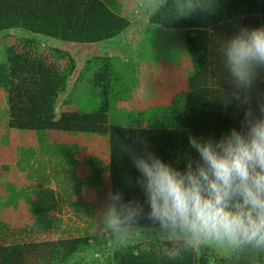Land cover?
Returning a JSON list of instances; mask_svg holds the SVG:
<instances>
[{
    "label": "trees",
    "instance_id": "trees-1",
    "mask_svg": "<svg viewBox=\"0 0 264 264\" xmlns=\"http://www.w3.org/2000/svg\"><path fill=\"white\" fill-rule=\"evenodd\" d=\"M209 2L207 11L188 17L173 16L167 6L155 15H147L150 23L185 29L189 58L185 77L173 78L159 94L155 86L144 93L143 84L139 85L142 77L133 76L132 69L123 68L111 55L88 56L65 91L75 67L73 55L61 46L11 31L21 27L75 42L110 38L128 25L117 0H0V30L6 31L2 36L4 59L0 61V89L6 100L0 154L12 149L17 130L33 131L37 137L48 131L103 135L109 194L119 192L126 202L139 201L147 213L148 204L136 183L139 172L126 149L141 153L146 146L163 161L183 170L189 153L198 158L189 145V135L219 139L230 129H239L243 120V108L235 103L225 107L222 100V90H228L229 84L220 45L240 27L264 26V0ZM86 73L90 91L100 96L98 102L90 110L70 107V94L79 90L78 80ZM252 97L254 108L258 97L264 99V71L258 75ZM60 146L66 148L63 156L67 162L77 163L72 154L79 145ZM70 175L73 177V171ZM22 198L27 201L26 196ZM41 201L38 196L29 202L31 227H40L46 220L42 214L50 205ZM8 203L6 197L0 200V230L10 229L3 213ZM137 226L153 225L142 219ZM23 228L17 234L11 231L9 240H0V264H73L67 262L69 256L80 251L86 241L79 235L27 239ZM105 264H264V252L245 250L219 255L208 246L182 248L166 239H147L120 244Z\"/></svg>",
    "mask_w": 264,
    "mask_h": 264
},
{
    "label": "clouds",
    "instance_id": "clouds-1",
    "mask_svg": "<svg viewBox=\"0 0 264 264\" xmlns=\"http://www.w3.org/2000/svg\"><path fill=\"white\" fill-rule=\"evenodd\" d=\"M175 17L207 11L209 0H152L149 17L165 7ZM228 90H222L227 107L243 108L240 128L219 139L189 135L191 157L183 170L155 153L128 148L139 172L148 211L139 201H124L109 194L101 214L107 231L123 240L140 220L147 219L164 238L182 248L215 246L231 251L264 252V99L253 107L252 89L264 71V26L240 27L220 45Z\"/></svg>",
    "mask_w": 264,
    "mask_h": 264
},
{
    "label": "rangeland",
    "instance_id": "rangeland-1",
    "mask_svg": "<svg viewBox=\"0 0 264 264\" xmlns=\"http://www.w3.org/2000/svg\"><path fill=\"white\" fill-rule=\"evenodd\" d=\"M122 1H124L121 4L124 8L122 12L125 13L122 14L128 19V25L110 38L75 42L60 40L21 27H15L11 31L19 35L32 36L44 44L52 43L61 46L73 55L75 67L67 80L65 91L77 78L88 56L111 55L123 68L127 66L132 69L133 76L142 77V83L139 85L143 84L144 93H149L148 91L155 86L154 91L161 94L173 78L185 77L188 68L186 64H189L184 44L185 29L165 28L150 23L147 15L152 10V0ZM4 33H6L5 30H0V61L4 59L2 45ZM86 75L87 73L83 74V77L78 80L79 90L72 91L70 94V107L90 110L97 104L100 96H97L96 91H90L92 87ZM58 103L55 107L56 111H58ZM5 118L6 100L4 92L0 89V131ZM16 133V141L12 149L8 152L3 151V155L0 154V165L6 166L0 167V200L6 197V201H9L8 205L3 207V213L8 217L10 227V229L0 230L1 241L9 240L13 236L11 231L15 234L21 232L22 226L25 228L23 234L28 237L27 239H55L79 235L86 237L83 248L71 254L67 262L105 264L113 250L120 244L147 239L152 241L165 239L155 226H136L123 240L117 239L106 230L100 217L109 203V179L104 164L107 143L103 135L94 136V138L89 134H76L75 139L81 138L80 141L83 144L80 152L75 155L77 158H74L77 163L73 161L70 166L59 165L60 169L56 165L60 170L57 171L53 166L56 156L50 155L49 149L45 150V144L54 143L57 138L62 139L65 135L57 131L47 132L41 137L26 130L19 132L17 130ZM2 134L5 135L4 131ZM68 137L70 136L66 135V139ZM39 139H42L41 143ZM30 150L32 153L29 154ZM70 167L78 172L76 177L70 176ZM43 169L48 171L47 174L43 172ZM92 185H97V190ZM42 191L44 192L41 193ZM18 196H26L27 201H23L24 204H17ZM38 196L49 205H53V201L58 202V208L46 209V213L42 214L46 219L43 220V224L37 227L32 223L31 227L29 225L33 214H30L32 207L29 206V202ZM208 247L219 255L232 252L220 247Z\"/></svg>",
    "mask_w": 264,
    "mask_h": 264
},
{
    "label": "crops",
    "instance_id": "crops-1",
    "mask_svg": "<svg viewBox=\"0 0 264 264\" xmlns=\"http://www.w3.org/2000/svg\"><path fill=\"white\" fill-rule=\"evenodd\" d=\"M118 2H120L121 4H123L124 3V1H122V0H117ZM129 0H125V2H128ZM122 9H124V8H122L121 7V12L123 11ZM152 11V10H151ZM150 11V12H151ZM122 13H124V12H122ZM125 14V13H124ZM19 132V131H18ZM33 132V131H32ZM58 133H62V135H65V137H63L62 136V139H59V138H57L56 136H55V138H57L56 139V141L54 142V143H50V142H48V144H45V150L46 151H48V149L50 150V151H48V153L50 154V155H55L56 157V159H54V169L55 170H57V171H60L59 169L61 168V166H63L64 164L65 165H67V166H70L71 164H72V162H67V159H66V156H63L64 155V153L66 152V148H65V150H63L64 148H61V146H60V144H62V143H64V144H67V145H69L70 146V144L71 143H75L77 146L79 145V146H82L83 144L81 143V141H80V139L81 138H78V140L77 139H75V135H76V133H74V134H71V133H65V132H59V131H57ZM35 133V132H34ZM48 133H50V131H48ZM15 134H17L16 132H15ZM66 135H68V136H70V137H68V139H66ZM92 137H94V135H91ZM72 138H74V139H72ZM95 138V137H94ZM31 142V141H30ZM45 142H46V140H45ZM78 146V148H77V152L76 153H73L72 154V156L74 157V158H77L75 155L78 153V152H80L79 151V149H80V147ZM19 160V159H18ZM107 161V160H106ZM106 163V162H105ZM104 163V164H105ZM56 165H61V166H59V169H58V167H56ZM76 166H78V165H76ZM43 168H44V166H43ZM70 170L71 171H73V174H74V176L76 177L77 175H78V172L77 171H75L76 169H73L72 170V168L70 167ZM43 172L45 173V174H47V172L48 171H45L44 169H43ZM107 172V171H106ZM71 176V175H70ZM75 185H77V183H75ZM92 187L95 189V190H97V185L95 186V185H92ZM44 191H42L41 193H43ZM48 192H49V190H48ZM93 192H94V190H93ZM48 194H50V193H48ZM43 197V196H42ZM51 198V197H50ZM24 198H22V197H18V199L16 200V203L17 204H24ZM54 202V204L53 205H50V208L51 209H57L58 208V202H56V201H53ZM21 206V205H20Z\"/></svg>",
    "mask_w": 264,
    "mask_h": 264
}]
</instances>
